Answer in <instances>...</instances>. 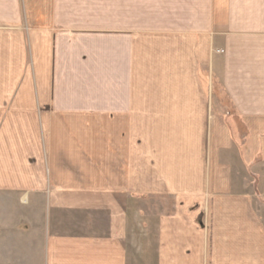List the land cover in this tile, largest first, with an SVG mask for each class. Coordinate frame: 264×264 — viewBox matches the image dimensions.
Listing matches in <instances>:
<instances>
[{
	"label": "crops",
	"instance_id": "1",
	"mask_svg": "<svg viewBox=\"0 0 264 264\" xmlns=\"http://www.w3.org/2000/svg\"><path fill=\"white\" fill-rule=\"evenodd\" d=\"M0 264H264V0H0Z\"/></svg>",
	"mask_w": 264,
	"mask_h": 264
},
{
	"label": "rangeland",
	"instance_id": "2",
	"mask_svg": "<svg viewBox=\"0 0 264 264\" xmlns=\"http://www.w3.org/2000/svg\"><path fill=\"white\" fill-rule=\"evenodd\" d=\"M142 207H145V205H143ZM144 209V208H143Z\"/></svg>",
	"mask_w": 264,
	"mask_h": 264
}]
</instances>
